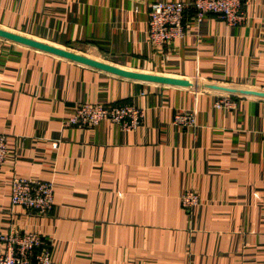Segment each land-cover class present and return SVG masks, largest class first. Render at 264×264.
Segmentation results:
<instances>
[{"label": "crops", "instance_id": "0c3cea01", "mask_svg": "<svg viewBox=\"0 0 264 264\" xmlns=\"http://www.w3.org/2000/svg\"><path fill=\"white\" fill-rule=\"evenodd\" d=\"M154 1L0 0L3 29L193 84L125 78L0 38V232L39 233L59 264H264V0H246L235 26L191 17L161 47L147 37ZM222 94L232 108L215 106ZM82 102L144 116L132 130L64 127ZM183 111L193 125L172 122ZM15 176L53 183L49 213L11 203ZM186 190L199 194L189 210Z\"/></svg>", "mask_w": 264, "mask_h": 264}, {"label": "built area", "instance_id": "2783aa9c", "mask_svg": "<svg viewBox=\"0 0 264 264\" xmlns=\"http://www.w3.org/2000/svg\"><path fill=\"white\" fill-rule=\"evenodd\" d=\"M246 0H188L154 1L148 7L147 37L149 42L161 47L181 38L186 33L189 18L200 20L205 15H215L227 25L235 26L245 20ZM235 102L229 95H219L217 108H232ZM140 107L129 103L82 102L74 113L62 120L64 127H93L108 120L123 130H132L142 122ZM172 122L190 126L195 123L193 111L176 112ZM7 157L6 136L0 133V166ZM181 206L189 210L199 201V194L186 190L180 195ZM10 201L37 215L49 213L54 204V186L49 180L15 176L11 182ZM0 264H59L51 258L50 248L37 232H0Z\"/></svg>", "mask_w": 264, "mask_h": 264}, {"label": "water", "instance_id": "95a60500", "mask_svg": "<svg viewBox=\"0 0 264 264\" xmlns=\"http://www.w3.org/2000/svg\"><path fill=\"white\" fill-rule=\"evenodd\" d=\"M0 38L42 51L45 53H49V54H52V55H55L61 58H65V59L83 64V65H87V66H90L96 69L110 72L112 74L125 77V78L149 81V82H155V83H163V84H169V85H178V86L193 85L187 79L127 70V69L112 65L110 63L82 55L70 49L60 47L57 45H53V44H50L44 41H40L38 39L31 38L26 35L11 31V30L3 29L1 27H0ZM204 86L206 88L220 89L216 86H206V85Z\"/></svg>", "mask_w": 264, "mask_h": 264}, {"label": "rangeland", "instance_id": "374dc122", "mask_svg": "<svg viewBox=\"0 0 264 264\" xmlns=\"http://www.w3.org/2000/svg\"><path fill=\"white\" fill-rule=\"evenodd\" d=\"M15 32V31H14ZM18 33V32H17ZM24 46V45H23ZM27 47V46H26Z\"/></svg>", "mask_w": 264, "mask_h": 264}]
</instances>
